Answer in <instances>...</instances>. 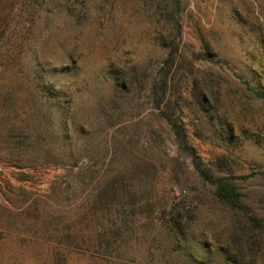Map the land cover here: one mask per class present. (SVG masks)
<instances>
[{
	"label": "rangeland",
	"instance_id": "1",
	"mask_svg": "<svg viewBox=\"0 0 264 264\" xmlns=\"http://www.w3.org/2000/svg\"><path fill=\"white\" fill-rule=\"evenodd\" d=\"M256 91L264 0H0V264H227L196 160L264 222Z\"/></svg>",
	"mask_w": 264,
	"mask_h": 264
},
{
	"label": "trees",
	"instance_id": "2",
	"mask_svg": "<svg viewBox=\"0 0 264 264\" xmlns=\"http://www.w3.org/2000/svg\"><path fill=\"white\" fill-rule=\"evenodd\" d=\"M116 82L120 81L121 76H114ZM118 85L124 87L126 85V79L123 78ZM250 89V86H248ZM50 97H58L54 88H44V92ZM256 94L264 98V93ZM63 137L65 139L70 138L69 132V120L66 116L62 122ZM176 135L179 143L182 145L184 136H182V129L176 127ZM71 151V147H70ZM73 153V150H72ZM196 166L200 169L201 175L216 187V195L218 199L232 209L239 218L235 221V226L231 233V246L230 248L223 249L225 260L227 264H259L260 260L264 258V222L258 219L256 216L244 214L240 216V209L242 208L240 203L241 194L237 187L225 178H219L213 176L209 171L202 167L200 161L196 160ZM170 222L174 228H176L180 235H185L186 224L184 222L185 210L183 207L177 205L171 212Z\"/></svg>",
	"mask_w": 264,
	"mask_h": 264
}]
</instances>
